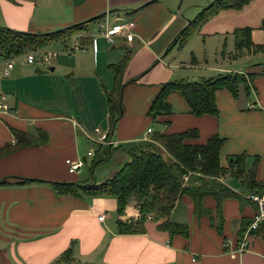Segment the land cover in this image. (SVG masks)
Masks as SVG:
<instances>
[{
  "label": "crops",
  "instance_id": "0c3cea01",
  "mask_svg": "<svg viewBox=\"0 0 264 264\" xmlns=\"http://www.w3.org/2000/svg\"><path fill=\"white\" fill-rule=\"evenodd\" d=\"M213 1L0 0V26L33 34L78 26L71 36L46 45H66L64 55L50 64L33 65L15 57L11 74L0 81L11 108L0 113V264H264L263 231L248 234L246 251L239 252L247 234L244 222L253 220L256 212L250 196L264 193V53L237 51L234 36L238 29L251 28L253 43L264 45V0L223 11L196 28L189 41L200 39L203 49L192 52L190 62L170 58L175 48L187 45L174 42L189 21ZM111 11L116 12L101 18ZM130 21L135 25L132 36L116 35L113 43L102 36L108 27ZM74 44L80 48L71 51ZM126 57L118 78L112 67ZM227 73L253 78L238 99L228 90L216 93L218 115L195 116L178 93L167 99L172 114L156 119L148 115L164 84ZM121 85L123 114L112 129L108 95L115 97ZM96 129L111 135L118 147L102 146L99 155L87 161L86 169L102 157L91 175L85 170L70 173L66 161L85 158L82 149L91 144L89 136ZM192 130L199 136L188 139L190 145H206L215 136L225 140L221 182L243 202L226 200L220 219L213 197L204 199L211 214L199 217L192 198L182 197L172 220L189 226V238L170 237L152 220L145 234H120V220L140 218L138 198L119 215L114 197L58 195L52 187L101 184L129 161L124 148L130 144L152 140L158 132L179 135ZM40 133L48 136L42 144L37 142ZM18 134L28 135L25 142L33 144L20 145ZM237 157L241 163L232 162ZM112 161L113 166L95 178L97 168ZM241 167L244 179L236 174Z\"/></svg>",
  "mask_w": 264,
  "mask_h": 264
},
{
  "label": "trees",
  "instance_id": "16d2710c",
  "mask_svg": "<svg viewBox=\"0 0 264 264\" xmlns=\"http://www.w3.org/2000/svg\"><path fill=\"white\" fill-rule=\"evenodd\" d=\"M252 0H216L202 9V12L192 21L189 26L177 37L174 44L184 45L196 28L202 26L219 13L228 10H242ZM78 26L59 30L53 33L33 34L19 32L7 27L0 26V57L9 60L23 55L26 50L34 47L43 48L48 43L71 36ZM264 31V22L261 26ZM237 51L247 50L254 53H264V45L256 46L252 41V29L243 28L234 32ZM128 57L112 67L116 76H121ZM253 76L247 77L243 74L227 73L216 78L203 79L201 81L177 80L166 83L152 101L148 115L153 119L158 116L172 114V107L168 102V96L178 93L189 104L192 114L197 117L204 115H218L216 105V93L219 90H228L235 98H239L241 89H249ZM122 85L116 91L115 97L108 95V102L112 115V129H115L122 110L121 93ZM20 145H30L23 137L28 135H17ZM198 131L192 130L179 135H166L158 132L153 135L154 143L146 141L132 143L124 151L129 156L120 170L111 178L101 184H76V183H52V187L58 195H72L76 197H114L118 202V214L124 215L132 198L139 200L140 218L136 221L118 222L120 234H145L146 224L149 220L157 223L162 232H167L170 237L181 235L189 238L190 228L188 225L180 224L172 220V213L178 201L189 196L195 203L196 215L207 216L211 211L204 207V199L213 197L218 204V215L222 216V204L231 198L243 199L234 191L221 182V177L226 171L220 165V149L225 140L219 136L210 139L206 145L187 144L188 139L198 138ZM48 136L39 134L38 144L46 142ZM152 142V141H150ZM160 143L158 148L155 144ZM146 143L147 148L141 149L139 144ZM123 148V147H122ZM121 148V149H122ZM128 149V150H127ZM3 151H0L2 153ZM233 161L242 162L241 157ZM102 160L94 161V168ZM238 163V164H239ZM240 179H244V169L239 168L236 172ZM188 177V180L185 178ZM252 179V178H250ZM251 184L254 183L251 181ZM151 218V219H150ZM244 222V232L251 225ZM222 220L219 229H221ZM263 231V232H262ZM263 233L264 223L253 231V234Z\"/></svg>",
  "mask_w": 264,
  "mask_h": 264
},
{
  "label": "built area",
  "instance_id": "2783aa9c",
  "mask_svg": "<svg viewBox=\"0 0 264 264\" xmlns=\"http://www.w3.org/2000/svg\"><path fill=\"white\" fill-rule=\"evenodd\" d=\"M134 22H127L121 25H115L113 27H108L104 32H102V36L110 43L114 42V38L116 35H128L132 36L133 35V30H134ZM80 46L78 44H74L73 47L71 48L72 50L79 49ZM59 54L56 53H45L42 54L41 56V61L44 62L45 64H50L54 59L58 57ZM37 57L38 55L36 53L28 54L25 58V62L28 65H33L34 63L37 62ZM5 62L3 64L0 63V81L3 80L4 78L8 77L11 74V71L13 70L15 66V59H9V60H4ZM11 110L10 106L7 103V99L5 95L0 91V113L1 112H9ZM152 130L149 129L147 132V135L152 134ZM89 140L91 143L96 147L98 150L101 149L102 146H108L110 148H117L118 147V142L115 141L111 135H104L101 133L99 129L95 130V134L92 136H89ZM146 142L152 141L150 137H147L144 139ZM97 150L92 149L88 151L87 157L81 158L79 157L78 159L72 160L68 159L66 161L69 171L72 174L75 173H80L85 167L86 163L89 160H93L96 155H97ZM250 200L256 205V212L253 217L251 225L248 227L247 234L242 240V244L240 247L239 252L246 251L247 243H248V234L251 232L257 230L261 224L264 223V193H257L254 195L250 196ZM104 216L102 215L99 219L100 221L104 220Z\"/></svg>",
  "mask_w": 264,
  "mask_h": 264
},
{
  "label": "rangeland",
  "instance_id": "374dc122",
  "mask_svg": "<svg viewBox=\"0 0 264 264\" xmlns=\"http://www.w3.org/2000/svg\"><path fill=\"white\" fill-rule=\"evenodd\" d=\"M190 14V13H189ZM122 21V20H121ZM194 21V20H193ZM192 22V21H191ZM193 35V34H192ZM192 36H190L191 38ZM197 39V40H196ZM66 45H63L61 43H54L51 44L49 46L43 47V48H38V47H34L32 49L26 50L25 53H23V55H20L16 58H20L23 59L24 57H26L28 54H32V53H36L38 55L37 57V62L36 63H42L41 61V56L42 54L45 53H56V54H60V55H64L66 53V49L67 47H65ZM180 47V46H179ZM203 49V43L200 39L195 38V40L192 41H187V45L182 48H175L174 49V53H172V55L170 56V58L176 56L179 60H183L190 62L193 57H192V52H197V51H202ZM62 57V56H61ZM251 101L253 102V99H251ZM253 106V105H251ZM255 108V106H253ZM149 143H154V141L149 142ZM158 148L160 147V143H156L155 144ZM139 146H141V149H145L148 147V145L146 143H143L142 145L139 144ZM95 149L97 150V155H99L100 153V149L98 150L96 147H94V145L91 143L89 144V146L84 145L83 149H82V157H87V153L88 151ZM128 150V149H127ZM129 157V156H128ZM100 159H102V157L97 159V161H100ZM114 161L112 162H104L103 164L100 165V167L97 168L96 173L94 172L95 178H98L99 174L106 169V166H113ZM93 165H90L87 169L84 168L83 170H85L84 174L89 173V175H91L92 173V169H93ZM109 179V178H108ZM186 180H188V177L185 178ZM86 184V183H83ZM88 184H94V183H88Z\"/></svg>",
  "mask_w": 264,
  "mask_h": 264
},
{
  "label": "water",
  "instance_id": "95a60500",
  "mask_svg": "<svg viewBox=\"0 0 264 264\" xmlns=\"http://www.w3.org/2000/svg\"><path fill=\"white\" fill-rule=\"evenodd\" d=\"M114 12H116V11H111V12H109V13H107V14H104V15H102L101 16V18H103V17H106L108 14H112V13H114ZM94 20V19H93ZM191 23V21H189V24ZM52 71L54 70V69H51ZM123 114V110H121V115Z\"/></svg>",
  "mask_w": 264,
  "mask_h": 264
}]
</instances>
